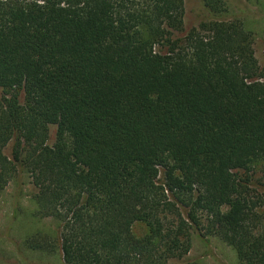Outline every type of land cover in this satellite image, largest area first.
I'll return each instance as SVG.
<instances>
[{"label": "trees", "instance_id": "16d2710c", "mask_svg": "<svg viewBox=\"0 0 264 264\" xmlns=\"http://www.w3.org/2000/svg\"><path fill=\"white\" fill-rule=\"evenodd\" d=\"M184 15V0H0V193L21 166L36 216L59 222L27 245L66 264H197V231L264 264V52L238 19L185 31Z\"/></svg>", "mask_w": 264, "mask_h": 264}, {"label": "rangeland", "instance_id": "374dc122", "mask_svg": "<svg viewBox=\"0 0 264 264\" xmlns=\"http://www.w3.org/2000/svg\"><path fill=\"white\" fill-rule=\"evenodd\" d=\"M227 9L222 13H213L202 0H184V29L190 30L203 21L233 20L242 21L247 30L252 31L256 58L263 62L264 52V0H224ZM1 93V90H0ZM57 126H50L49 143L56 139ZM12 143L5 154L11 156ZM251 197L256 200L257 210L264 217V162H257L251 181ZM36 188L30 175L21 166L0 193V264H66L59 248L49 251L32 248L27 238L36 232L57 236L59 222L52 218L36 216L37 204L33 198ZM264 221V218H263ZM137 236L148 232L143 222L133 226ZM192 245L186 259L197 264H242L238 250L232 243L217 237H203L197 231L191 233Z\"/></svg>", "mask_w": 264, "mask_h": 264}]
</instances>
